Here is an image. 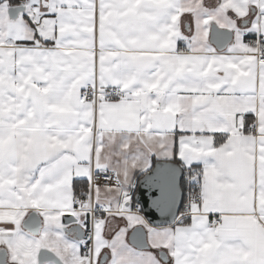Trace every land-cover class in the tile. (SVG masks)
<instances>
[{
    "label": "snow or ice",
    "instance_id": "snow-or-ice-1",
    "mask_svg": "<svg viewBox=\"0 0 264 264\" xmlns=\"http://www.w3.org/2000/svg\"><path fill=\"white\" fill-rule=\"evenodd\" d=\"M0 264H264V0H0Z\"/></svg>",
    "mask_w": 264,
    "mask_h": 264
}]
</instances>
